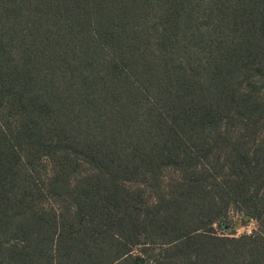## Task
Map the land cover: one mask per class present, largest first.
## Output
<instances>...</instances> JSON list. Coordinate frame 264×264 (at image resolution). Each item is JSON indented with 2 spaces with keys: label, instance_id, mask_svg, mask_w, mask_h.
I'll use <instances>...</instances> for the list:
<instances>
[{
  "label": "trees",
  "instance_id": "16d2710c",
  "mask_svg": "<svg viewBox=\"0 0 264 264\" xmlns=\"http://www.w3.org/2000/svg\"><path fill=\"white\" fill-rule=\"evenodd\" d=\"M0 264H264V0H0Z\"/></svg>",
  "mask_w": 264,
  "mask_h": 264
},
{
  "label": "rangeland",
  "instance_id": "374dc122",
  "mask_svg": "<svg viewBox=\"0 0 264 264\" xmlns=\"http://www.w3.org/2000/svg\"><path fill=\"white\" fill-rule=\"evenodd\" d=\"M238 218V217H237ZM239 221V220H237ZM256 227V224L254 222H251L247 225H242V223L238 222L237 226H236V233L237 235H242V234H245V233H251L252 230H254Z\"/></svg>",
  "mask_w": 264,
  "mask_h": 264
}]
</instances>
